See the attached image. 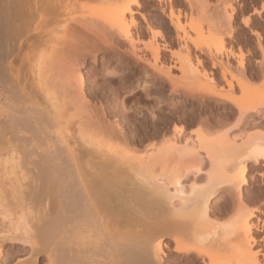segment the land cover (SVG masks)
I'll return each mask as SVG.
<instances>
[{"label": "bare ground", "instance_id": "obj_1", "mask_svg": "<svg viewBox=\"0 0 264 264\" xmlns=\"http://www.w3.org/2000/svg\"><path fill=\"white\" fill-rule=\"evenodd\" d=\"M148 1L177 47L164 23L143 31ZM183 1L189 14L179 0H0V207L10 195L19 212L6 215V238L30 245L16 264L39 253L47 264H264V242L252 248L264 211L243 205L249 164L264 163V84L249 85L244 56L213 53L226 26L206 0ZM100 61L121 77L84 71ZM132 67L184 96L194 114L184 119L202 128L161 133L165 117L129 116ZM216 107L232 127L213 122ZM224 190L233 209L212 206ZM12 256L0 242V264Z\"/></svg>", "mask_w": 264, "mask_h": 264}, {"label": "rangeland", "instance_id": "obj_2", "mask_svg": "<svg viewBox=\"0 0 264 264\" xmlns=\"http://www.w3.org/2000/svg\"><path fill=\"white\" fill-rule=\"evenodd\" d=\"M179 1L180 3L177 5V9L179 8L183 15L186 13L189 14V10L187 8L188 6L183 0ZM205 2L210 8L212 14L217 16L221 20L222 24L226 26V28L221 31L222 33H214L210 39V41H212L211 45L213 44V53L218 54L222 58H226L227 54L231 52H234L239 56H244L243 58L245 60L246 72L248 75L255 76L249 85L252 87L262 86L264 84V75L262 73V68H264V0H206ZM84 4L86 5V3ZM88 6L90 5L88 4ZM223 6L226 7L224 8ZM226 8L227 11L225 10ZM231 9H234V13L232 14V21L228 22L226 20V15L227 17L230 16V13H232ZM140 12L143 13V17H138L144 32H148V23L151 24L156 21L160 24L164 23L163 25L165 28H161V32L163 35H165L166 41L168 43L174 44L175 47H177L176 33L174 28L170 25V21L167 17H163V22L159 19L161 13L158 3L148 1V4L145 6L142 4ZM245 22H247V26L244 25ZM230 30L233 31L231 36L229 35ZM145 39H147V37H145ZM160 43L161 47H163L165 44V42L162 40H160ZM192 53L194 54L195 51L193 50ZM171 60L172 58L170 55H165V61L167 63H169ZM231 62L234 65L236 64L233 59ZM203 64L205 67H210L211 65V63L206 58ZM91 69L97 73H102V79L106 77L117 80L121 77V72L119 69H117V62L111 61L106 65H102V62L100 61L94 66L91 62H89L86 66V70L84 69V71L87 72ZM133 70L134 73L132 78L133 80H131V90L125 94H122L121 96L123 106L129 116L134 118L135 116L142 117L144 114H148L153 121H156L160 115L165 117L166 120L164 121L166 125H163L164 128L161 127V133L168 128L172 129L175 125L178 127H183L187 132H195V130L202 128V126L199 124L189 125L184 119L183 111H185L187 115H190L193 111L191 103L187 101L184 96L172 95L170 86L165 81L160 82L157 78H154L153 80L152 78L145 77V73L141 67L133 68ZM214 73H218V70H214ZM217 108L218 107L214 108L215 111L213 110L211 113L213 122L226 123L225 129L232 127L236 122L235 116L227 109L224 110L223 108ZM191 115L194 114L192 113ZM173 116L175 117V120L169 121L167 119ZM149 135H152V133ZM151 141L152 140L150 139L149 143ZM144 143L148 144L147 142ZM144 143L142 142V144ZM247 179L249 183L244 186L243 205L248 212L255 210L256 208H262L261 210L264 211V163L259 167H253L251 164H249ZM7 196L8 197L3 199V203L1 204L2 207H0V239L2 240L0 242L2 243L3 251H9L13 254L11 257L12 262L10 261V264H16L17 261H21L22 259L23 261H27V257L29 256L30 252V245L28 246L27 244L26 246H23L22 243H14L10 237L6 238V236H9V234H6L8 229L7 223H9V220L7 218L5 219L6 215H18L19 212V209H17L13 203L12 197L10 195ZM225 203H227L229 208H234L233 195L227 190L221 191L219 194H217V196L212 201V206L215 204L224 205ZM2 208L4 209L5 214ZM32 213L35 215L34 211ZM256 216L257 217L252 219L257 225L256 229L253 231L258 245L256 247H252L255 251L259 249L263 250L264 242V228L262 225L264 215L263 213H257ZM15 245L17 246V250L14 247ZM18 247H25L26 249L25 251L21 252L22 250H18ZM18 251L19 253H17ZM37 259L39 264H47L44 254L39 253L37 255ZM28 263L30 262L28 261ZM165 264H167V262Z\"/></svg>", "mask_w": 264, "mask_h": 264}]
</instances>
